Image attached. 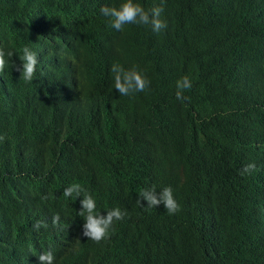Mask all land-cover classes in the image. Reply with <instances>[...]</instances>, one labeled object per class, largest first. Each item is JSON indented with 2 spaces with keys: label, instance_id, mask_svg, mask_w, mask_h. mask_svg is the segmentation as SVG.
I'll list each match as a JSON object with an SVG mask.
<instances>
[{
  "label": "clouds",
  "instance_id": "1",
  "mask_svg": "<svg viewBox=\"0 0 264 264\" xmlns=\"http://www.w3.org/2000/svg\"><path fill=\"white\" fill-rule=\"evenodd\" d=\"M6 1L12 5L0 26L5 263L80 264L70 244L86 239L96 243L97 264H264V0ZM97 14L102 27L92 25ZM87 51L102 54L107 90L79 78L76 55ZM138 67L150 75L162 125L179 135L165 132L166 141L182 153L162 172L168 154L160 149L125 151L134 134L147 131L136 123L141 132L127 133L119 150L121 171L95 194L42 157L85 144L90 130L128 100H140L149 81ZM56 89L61 107L50 97ZM141 109L151 112L142 102ZM189 110L192 119H175L176 111ZM97 152L81 147L82 167ZM160 173L164 179L156 182ZM133 191L137 207L126 198ZM70 205L76 216L66 218ZM172 226L176 243L166 252L163 237Z\"/></svg>",
  "mask_w": 264,
  "mask_h": 264
},
{
  "label": "trees",
  "instance_id": "2",
  "mask_svg": "<svg viewBox=\"0 0 264 264\" xmlns=\"http://www.w3.org/2000/svg\"><path fill=\"white\" fill-rule=\"evenodd\" d=\"M37 1L45 2L46 0ZM95 1L96 0H93L94 3ZM11 5L12 4L9 1L0 0V26L7 19ZM52 14L55 13L52 12ZM41 21L43 22L44 19ZM91 22L92 25L98 24L102 27L104 19L100 14H97L91 19ZM92 29H94V26ZM18 47L19 45L13 46L15 49H18ZM76 56L79 78L83 81L98 82L107 90L111 83V76L103 64L102 54L100 52L87 51L77 54ZM125 59L129 60L128 56H126ZM139 69L142 70L149 81L147 90L142 92L141 96L139 95L141 101L134 99L128 100L120 107L118 112L109 122L96 126L97 128L95 130H90L85 144L80 143L78 147H72L68 153L51 151L45 153L42 157V159L46 162L56 163L65 175L76 178L82 186L92 188L95 194L98 187H105L106 182L112 178L113 174H117L121 171L122 166L120 165L119 159L123 155L124 151L122 150L120 155L119 153L121 151L119 152V150L124 143V137L127 133L130 135L134 129L137 132H141L138 125L135 126L136 123H141L143 126H147V131L142 134H134L137 137L127 145L125 151L132 150V147L136 150L149 152L160 149L159 154L162 153V157L168 154V166H162L160 168L162 172H166L168 169L173 167L171 164L174 163L182 153L180 147L178 146L179 144L175 142H171L170 144L166 141V133L173 137H178L179 135L170 131L168 126L162 125L164 116L163 114L158 113V110L162 109H160L158 105L156 106L155 88L150 79V75L148 71L142 68ZM64 80L65 73L62 72L59 76L58 88ZM60 96L58 94V89L54 90L50 94L55 107L63 106V101ZM141 102L144 105L151 106V112H146L141 109ZM149 114H153V118ZM177 118H182L185 121L190 120L193 118V112L191 110L176 111L175 119ZM245 134L247 137H250L246 132ZM85 145L91 146L93 149L98 150V152L94 156V162L92 164H86L82 167V162L78 158L81 154V147ZM163 179L164 174L160 173L156 182H160ZM169 180L172 181L170 178ZM134 194L135 191L128 193L126 194V198L133 203L134 207H137L138 203L134 198ZM74 216H76L74 206L70 205L68 206L65 217L71 218ZM170 228L172 230V235L168 232L167 236L163 237L162 242L166 252H171V246L176 243L178 227L172 226ZM1 229H6V226L4 224H0V232L2 231ZM70 251L71 255L74 256L80 264H97V250L95 242H91L86 239L74 241L70 244ZM164 262H166V260H162L160 264H163ZM0 264H6L1 252Z\"/></svg>",
  "mask_w": 264,
  "mask_h": 264
},
{
  "label": "bare ground",
  "instance_id": "3",
  "mask_svg": "<svg viewBox=\"0 0 264 264\" xmlns=\"http://www.w3.org/2000/svg\"><path fill=\"white\" fill-rule=\"evenodd\" d=\"M115 48H117V49H119L120 51H123L124 49H123V47H120V46H118V45H116V46H114Z\"/></svg>",
  "mask_w": 264,
  "mask_h": 264
}]
</instances>
